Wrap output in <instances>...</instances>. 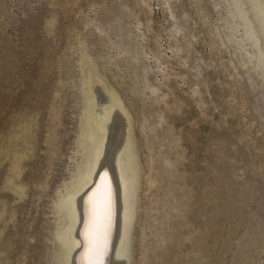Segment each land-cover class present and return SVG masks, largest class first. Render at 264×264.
Instances as JSON below:
<instances>
[{"label":"rangeland","instance_id":"obj_1","mask_svg":"<svg viewBox=\"0 0 264 264\" xmlns=\"http://www.w3.org/2000/svg\"><path fill=\"white\" fill-rule=\"evenodd\" d=\"M237 5L264 51V0H0V264L52 262L83 63L136 149L130 263L264 264V67Z\"/></svg>","mask_w":264,"mask_h":264},{"label":"bare ground","instance_id":"obj_2","mask_svg":"<svg viewBox=\"0 0 264 264\" xmlns=\"http://www.w3.org/2000/svg\"><path fill=\"white\" fill-rule=\"evenodd\" d=\"M255 8L262 13L260 20L264 22L263 10ZM235 9L244 22V34L257 48V57L264 67L260 36L242 8L237 5ZM261 35L264 36V28ZM83 64L90 89L80 121L81 162L75 183L57 203L55 249L50 264H103L107 247L106 264H131L137 200L136 149L129 120L117 106L115 96L95 76L92 65Z\"/></svg>","mask_w":264,"mask_h":264},{"label":"water","instance_id":"obj_3","mask_svg":"<svg viewBox=\"0 0 264 264\" xmlns=\"http://www.w3.org/2000/svg\"><path fill=\"white\" fill-rule=\"evenodd\" d=\"M107 251H108V247L106 248L105 256H103V264H106V262H107Z\"/></svg>","mask_w":264,"mask_h":264}]
</instances>
